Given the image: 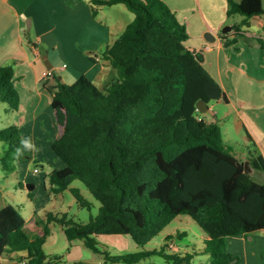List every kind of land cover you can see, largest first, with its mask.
Listing matches in <instances>:
<instances>
[{"label": "trees", "instance_id": "obj_1", "mask_svg": "<svg viewBox=\"0 0 264 264\" xmlns=\"http://www.w3.org/2000/svg\"><path fill=\"white\" fill-rule=\"evenodd\" d=\"M96 16L104 6L124 4L135 14L123 32L103 52L118 77L100 88L86 75L68 84L56 74L44 86L52 93L58 135L52 142L65 166L52 170L51 190L70 189L81 207L91 209L79 187L80 180L100 202L99 212L81 223L66 214L49 212L43 232L51 222L62 225L72 243L81 239L102 252L97 237L130 235L144 247L177 217L190 215L205 232L198 251L166 254L141 250L123 255L104 252L107 261L140 264L160 255L173 264H193L198 253L210 254V264H238L240 257L228 249L229 239L264 230V182L251 168L264 171V155L255 144L246 162L227 149L217 122H208L200 100L230 103L226 91L197 54L186 45L187 26L164 0H88ZM228 17L242 20L232 25V46L244 35L250 19L264 15V0H228ZM264 50V38H256ZM13 64L0 67V101L13 110L21 102ZM252 140V139H251ZM9 145L3 163L20 145L17 125L0 130ZM250 168L247 170V168ZM32 194V193H30ZM170 239V236L167 237ZM46 239L27 229V220L11 204L0 205V264L9 250L26 252L22 264L56 260L44 251ZM85 264V263H76Z\"/></svg>", "mask_w": 264, "mask_h": 264}, {"label": "crops", "instance_id": "obj_2", "mask_svg": "<svg viewBox=\"0 0 264 264\" xmlns=\"http://www.w3.org/2000/svg\"><path fill=\"white\" fill-rule=\"evenodd\" d=\"M164 1L187 26L186 45L195 51L226 91L229 104L236 108L247 143L255 144L264 155V50L256 39L264 38V15L252 17L238 42L226 46L224 40L235 37L231 29L222 39L232 18L227 15L228 0ZM119 5L104 6L94 16L88 0H0V67L14 61L16 87L21 98L29 97L32 104L25 116L24 102L21 103L17 121L20 130L28 123L35 135L38 126H45L47 117L53 124L56 121L51 110L52 93L44 86L45 70L52 69L66 82L63 73L70 69L76 80L86 75L102 89L118 77L117 70L99 50L114 42L128 25L124 26L117 16L124 10L118 9ZM241 20L242 16L237 22ZM207 33L214 35L215 40L208 41ZM81 63L87 67L79 68ZM56 128L58 135L57 122ZM239 236L242 235L234 237ZM241 238L247 248L246 264H259L256 259L251 261L248 254L249 247L254 246L253 239ZM25 255L26 252L9 250L4 264H22L20 258ZM256 255L255 251L253 256ZM59 263L56 259L45 264Z\"/></svg>", "mask_w": 264, "mask_h": 264}, {"label": "rangeland", "instance_id": "obj_3", "mask_svg": "<svg viewBox=\"0 0 264 264\" xmlns=\"http://www.w3.org/2000/svg\"><path fill=\"white\" fill-rule=\"evenodd\" d=\"M118 7H120L118 9H124L120 14H117L124 26L134 20L135 14L128 10L124 4ZM239 17H241L239 14L233 16L229 24L232 21L237 22ZM229 24L225 27L231 26ZM24 38L28 40V36H24ZM25 44H29V42H25ZM106 48L104 47L102 50H99L101 56ZM13 62V60L9 61L10 64H14ZM86 65L85 63H81L79 68L84 69L87 67ZM70 72L69 69L63 73L68 84L76 80ZM19 95L20 102H24L25 116H28L27 111L32 109V106H30L32 105L31 100L29 97L21 98L20 93ZM18 112L19 110L11 109L6 102L0 101V130L17 125V121L20 120ZM202 115L208 122H217L221 126L224 141L229 152L247 162L250 145L245 138V129L240 126L236 108L223 100L212 101L210 103V110L202 113ZM19 133L20 140L22 137L31 136L40 150L35 154L25 152L24 156L15 163L13 155H10L7 158V164H4L3 158L9 145L6 142L0 141V205L11 204L19 210L20 214L28 221V231L35 237L39 236L46 239L44 246L45 253L49 256H56L60 261L59 264H76L80 262L85 264H102L105 261V251L110 255H123L141 250L156 249L170 255L186 252L193 253L204 246L205 232L187 214L180 215L174 219L160 235L144 247L137 245L133 238L127 234L101 235L97 237V240L101 243L102 252H95L87 247L81 239H76L71 243L62 225L54 221L50 223V235L45 236L42 228L47 222V214L49 212L59 217L66 214L68 218H73L77 222L87 223L92 215L98 214L100 202L93 197L80 180H75L71 186L79 187L82 190L86 198L93 203L91 209L79 206L70 189H66L59 194L51 190V184L48 179L49 173L65 165L52 148V142L57 137L55 120L53 124L51 118L47 117L45 126H38L35 135H33L28 123L21 130L19 128ZM36 168L39 171L35 172ZM251 174L256 180L260 182L264 181V171L251 168ZM168 236H170V239H167ZM241 237H248L249 241L253 239L254 246H250L248 249L250 260L255 261L256 259L259 264H264V230L229 239V251L240 257L238 264H246L247 248ZM255 251L257 255L253 256ZM210 258V254L198 253L193 258V264H210ZM168 263L173 264V261L170 260L168 262L160 255H152L144 259L141 264ZM106 264L124 263L107 261Z\"/></svg>", "mask_w": 264, "mask_h": 264}, {"label": "clouds", "instance_id": "obj_4", "mask_svg": "<svg viewBox=\"0 0 264 264\" xmlns=\"http://www.w3.org/2000/svg\"><path fill=\"white\" fill-rule=\"evenodd\" d=\"M39 150V147L31 136L22 137L20 140V145L13 152V161L14 163L17 162L24 156L25 152L35 154L38 153Z\"/></svg>", "mask_w": 264, "mask_h": 264}, {"label": "water", "instance_id": "obj_5", "mask_svg": "<svg viewBox=\"0 0 264 264\" xmlns=\"http://www.w3.org/2000/svg\"><path fill=\"white\" fill-rule=\"evenodd\" d=\"M232 29V26H228V27H225L224 29V32H229L230 30ZM215 36L212 35L211 33H207L206 35V39L210 42L214 41L215 40ZM195 52V51H194ZM197 108L199 111H201L202 113H205L207 111H209L210 109V106H209V103L206 101V100H200L197 104ZM246 165L248 166V161L246 162ZM250 168L248 167L247 170H249Z\"/></svg>", "mask_w": 264, "mask_h": 264}, {"label": "built area", "instance_id": "obj_6", "mask_svg": "<svg viewBox=\"0 0 264 264\" xmlns=\"http://www.w3.org/2000/svg\"><path fill=\"white\" fill-rule=\"evenodd\" d=\"M66 65H64L62 68H65ZM55 73L52 69H47L43 72V76L44 78H47V79H52L54 77ZM39 171L38 168L35 169V172Z\"/></svg>", "mask_w": 264, "mask_h": 264}]
</instances>
